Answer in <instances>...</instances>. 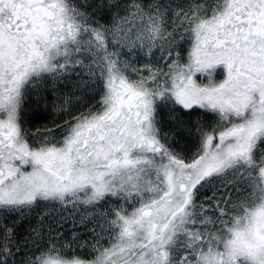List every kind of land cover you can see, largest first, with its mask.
Returning <instances> with one entry per match:
<instances>
[{
  "label": "snow or ice",
  "instance_id": "obj_1",
  "mask_svg": "<svg viewBox=\"0 0 264 264\" xmlns=\"http://www.w3.org/2000/svg\"><path fill=\"white\" fill-rule=\"evenodd\" d=\"M0 264H264V0H0Z\"/></svg>",
  "mask_w": 264,
  "mask_h": 264
}]
</instances>
